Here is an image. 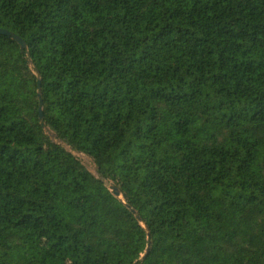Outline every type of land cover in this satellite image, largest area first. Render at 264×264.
<instances>
[{"label":"trees","instance_id":"16d2710c","mask_svg":"<svg viewBox=\"0 0 264 264\" xmlns=\"http://www.w3.org/2000/svg\"><path fill=\"white\" fill-rule=\"evenodd\" d=\"M0 28V264H264V0H0Z\"/></svg>","mask_w":264,"mask_h":264},{"label":"water","instance_id":"95a60500","mask_svg":"<svg viewBox=\"0 0 264 264\" xmlns=\"http://www.w3.org/2000/svg\"><path fill=\"white\" fill-rule=\"evenodd\" d=\"M0 35H5L7 37H10L12 40H14L15 42H17L20 47L22 49H25L27 50V46L25 44V42L19 37L17 36L16 34L6 30V29H2L0 28ZM31 69L34 71V73L36 74L37 76V80H38V86H37V91H38V98H39V108H38V118H39V122L41 124V126L44 128V130L47 132V134H49V136L51 138H53L57 143L59 144H62L56 135H54L44 124V121H43V113H42V100H41V85H40V74H39V71L37 70V68L35 66H33L32 64L30 65ZM64 148H67L68 147L64 144H62ZM72 154H76L75 152H71ZM81 154V153H80ZM97 178H100V176L95 172L94 174ZM103 182L106 184L108 190L110 191V193L117 199V200H120L123 204H125V206L131 210V212L134 214V216L136 217L137 221L139 222L140 226L142 228L145 229L146 233H147V246L143 252V254L140 256L139 258V261H143L145 256L148 254L149 250H150V247H151V243H150V234H149V230L148 228L146 227L145 223L143 222V220L138 216L137 212L135 210H133L131 208V206H129L128 204L125 203V201L123 200V195L120 191V189L116 186H114L111 182H108L106 180H103ZM134 264H137V262H135Z\"/></svg>","mask_w":264,"mask_h":264},{"label":"rangeland","instance_id":"374dc122","mask_svg":"<svg viewBox=\"0 0 264 264\" xmlns=\"http://www.w3.org/2000/svg\"><path fill=\"white\" fill-rule=\"evenodd\" d=\"M81 163L93 174H95V168L93 162L84 154H76Z\"/></svg>","mask_w":264,"mask_h":264}]
</instances>
